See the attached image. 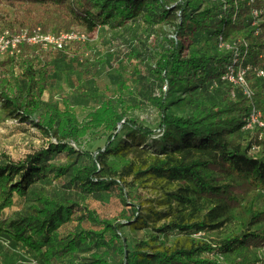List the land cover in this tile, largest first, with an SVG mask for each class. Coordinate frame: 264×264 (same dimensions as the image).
<instances>
[{
  "label": "trees",
  "instance_id": "16d2710c",
  "mask_svg": "<svg viewBox=\"0 0 264 264\" xmlns=\"http://www.w3.org/2000/svg\"><path fill=\"white\" fill-rule=\"evenodd\" d=\"M170 3V0H0V36L23 30L32 33L37 28L57 36L77 30L94 32L102 26L121 27L137 15L152 24H174L178 12L181 19L174 24L177 36L172 48L154 65L146 67L165 84L161 95L152 99L160 115L162 135L158 139L154 138L152 128L128 116L130 106L124 99L129 90L126 82L117 86L118 96L104 99L80 121L67 99L64 110L56 106L46 109L42 105L49 85V60L45 58L42 63L40 60L52 47L43 49L41 44L23 43L18 55H4L0 61L4 107L18 113L22 121L31 120L57 142H50L47 148L28 154L24 160L3 156L0 218L5 209L13 207L15 195L26 199L34 186L49 175L60 177L69 173L70 166L50 164L51 156L74 155L78 151L71 142L78 144L90 133L98 132L112 141L95 157L84 152L91 162L73 172L74 183L89 192L108 189V179L116 177H131L139 183L154 179L168 185L178 184V189L167 195L169 212L157 215L159 219L169 218L159 228L153 227L157 233L227 231L231 235L219 242L191 239L187 248L174 245L151 251L144 248L150 242L141 240L129 252L119 225L92 211L75 216L72 201L35 193L28 211L10 220H0V232L34 253L43 264L75 257L84 245L90 254L80 264H111L108 250H93L99 241L104 244L107 234L108 245L115 246L121 241L119 249L126 254L125 264H259L258 254L264 248V203L260 204L257 196H264V134L258 128L243 129L254 103L234 86L221 81L232 63V51L221 44L234 43L241 57L247 55L264 67V0L253 5L247 0H185L175 6ZM254 7L261 10L262 22L251 15ZM186 31L192 36L204 34V38L199 44H185L179 37ZM256 31L261 34L255 35ZM189 47L192 50L187 54ZM15 65H20V71L13 81L10 75ZM203 80L221 86L220 102L200 96L189 101L188 116L166 112L169 91L182 84L194 87ZM124 129L130 131L127 140L113 145ZM149 139L154 143L152 146L142 147L138 142ZM135 150L138 152L132 159L130 154ZM109 156L114 159L109 160ZM110 184L117 182L113 180ZM86 218L102 228L79 229L66 236L59 233L66 224ZM140 221L145 223V219ZM128 223L133 221L129 219Z\"/></svg>",
  "mask_w": 264,
  "mask_h": 264
},
{
  "label": "rangeland",
  "instance_id": "374dc122",
  "mask_svg": "<svg viewBox=\"0 0 264 264\" xmlns=\"http://www.w3.org/2000/svg\"><path fill=\"white\" fill-rule=\"evenodd\" d=\"M170 1V5L175 6L185 0ZM180 20V12H178L173 22L178 24ZM260 21L262 22V19L259 18L258 22ZM174 24L147 23L140 15H137L127 20L121 27L102 26L94 32L77 30L86 35L85 40H73L61 49L51 48V52H45L40 60L41 63L45 58L49 60V85L41 99L43 107L47 109L56 106L64 110V100L67 99L74 107L78 119L83 121L91 108L97 107L104 99L118 96L117 86L120 82H126L129 90L125 92L124 99L130 106L128 116L152 128L155 131L154 138L158 139L162 135L159 129L160 115L152 99L161 95V88L164 90L165 84L156 74L148 72L146 67L149 64L154 65L162 54L168 53V50L172 48L177 36ZM259 34L261 32H255V35ZM179 38L185 44H199L204 34L196 33L192 36L186 31L183 37ZM191 50L192 48H187L186 53L189 54ZM3 57L4 55L0 53V61ZM12 70L14 73L10 75V78L14 81L20 71V65H15ZM185 85L182 84L168 92L166 112L188 116L191 114L189 101L193 98L205 96L217 102L222 100V89L219 84L210 85L207 80H203L194 87ZM260 96L262 98V94ZM260 96L257 97L258 101ZM128 132H130L128 129L122 130L117 141H113V145L121 139L127 140ZM110 141L112 140L106 135L103 136L102 133H90L78 144L71 142L78 151L74 155L61 153L51 156L48 161L50 164L70 166L69 173L60 177L49 175L44 181L34 186L33 192L26 199L15 195L13 207L5 209L0 220H10L28 211L33 204L35 193H44L58 200L72 201L75 204V216L92 211L100 218L119 225V231L125 237L124 242L129 252L135 250L141 240L150 242L149 246L144 248L146 251H151L174 245L187 248L191 239L219 242L231 235V232L227 231L184 234L174 230L157 233L153 227L159 228L169 220V218L159 219L157 215L169 212L168 200L170 199L167 195L176 191L178 184L168 185L165 181L160 182L154 179L139 183L134 182L131 177L125 179L116 177L110 180L109 176H105L108 179L109 188H97L89 192L79 183H74L71 178L73 172L91 162L84 152L95 157L104 151ZM50 142L55 143L57 139L45 134L31 120L22 121L18 113H14L12 109H6L0 94V162L5 160L3 156H8L14 161L24 160L28 154L47 148ZM138 142L142 147L154 144L151 139L143 143ZM137 150L130 154V158H136ZM113 159V156H109V160ZM113 180L117 184H110ZM257 198L260 204L264 203L263 195ZM173 205L176 207L177 203L174 202ZM134 210L137 212L135 213ZM136 218L139 219L138 222ZM129 219L133 223H128ZM141 219H145V223L142 224ZM101 228L100 225L86 218L81 222L74 220L66 224L59 233L61 236H66L79 229L99 230ZM109 238L110 235L107 234L104 244L99 241L93 246V250H108L107 259L111 264H125L126 254L121 253L119 249L121 241H117L115 246H110L107 244ZM89 254L87 245H84L77 256L66 257L63 261L54 264H80ZM0 264L43 263L34 253L0 232Z\"/></svg>",
  "mask_w": 264,
  "mask_h": 264
},
{
  "label": "built area",
  "instance_id": "2783aa9c",
  "mask_svg": "<svg viewBox=\"0 0 264 264\" xmlns=\"http://www.w3.org/2000/svg\"><path fill=\"white\" fill-rule=\"evenodd\" d=\"M249 5L256 3V0H247ZM252 15L254 18H259L261 10L253 8ZM258 34V32L256 33ZM86 35L83 32L71 31L61 33L58 36L52 33H43L40 28L33 30L30 33L28 30H23L15 35L5 32L0 36V53L18 55L23 43H28L32 46L41 44L43 49L63 48L68 42L73 40H85ZM264 41V37H263ZM245 48L247 44L244 42ZM221 47L232 51L231 62L224 74L221 76V81L231 84L243 93L247 98L253 100V106L250 114L245 119L244 130L258 128L264 134V67L260 63H256L249 56L241 57V52L233 43H222ZM262 58V56H260ZM255 76V79H251ZM256 83V84H255ZM216 85V82H215ZM262 94V98L258 93ZM236 94V93H234ZM260 96L259 101L257 97ZM259 264H264V248L260 250Z\"/></svg>",
  "mask_w": 264,
  "mask_h": 264
}]
</instances>
